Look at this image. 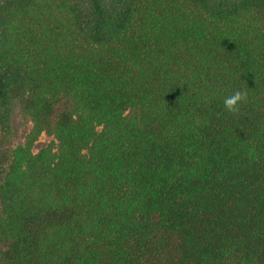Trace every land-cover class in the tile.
<instances>
[{
    "label": "trees",
    "instance_id": "trees-1",
    "mask_svg": "<svg viewBox=\"0 0 264 264\" xmlns=\"http://www.w3.org/2000/svg\"><path fill=\"white\" fill-rule=\"evenodd\" d=\"M15 103L0 264H264V0H0Z\"/></svg>",
    "mask_w": 264,
    "mask_h": 264
},
{
    "label": "rangeland",
    "instance_id": "rangeland-1",
    "mask_svg": "<svg viewBox=\"0 0 264 264\" xmlns=\"http://www.w3.org/2000/svg\"><path fill=\"white\" fill-rule=\"evenodd\" d=\"M12 115L5 128L0 127V181L7 172L13 149L25 141V137L31 128L28 116L22 113L17 103L13 104ZM50 138L41 135L36 141L33 152H37L46 145Z\"/></svg>",
    "mask_w": 264,
    "mask_h": 264
},
{
    "label": "clouds",
    "instance_id": "clouds-1",
    "mask_svg": "<svg viewBox=\"0 0 264 264\" xmlns=\"http://www.w3.org/2000/svg\"><path fill=\"white\" fill-rule=\"evenodd\" d=\"M246 97L247 89L234 91L231 95L225 97L223 101L224 109L230 114L238 112L240 104Z\"/></svg>",
    "mask_w": 264,
    "mask_h": 264
}]
</instances>
